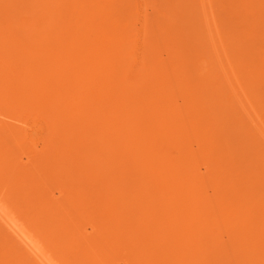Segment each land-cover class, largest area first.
Wrapping results in <instances>:
<instances>
[{"label": "bare ground", "instance_id": "obj_1", "mask_svg": "<svg viewBox=\"0 0 264 264\" xmlns=\"http://www.w3.org/2000/svg\"><path fill=\"white\" fill-rule=\"evenodd\" d=\"M0 264H264V0H0Z\"/></svg>", "mask_w": 264, "mask_h": 264}, {"label": "rangeland", "instance_id": "obj_2", "mask_svg": "<svg viewBox=\"0 0 264 264\" xmlns=\"http://www.w3.org/2000/svg\"><path fill=\"white\" fill-rule=\"evenodd\" d=\"M45 178H46V180L49 179V178H47V177H45ZM27 184H28V182H23V183H21L22 186H23V185L25 186V185H27ZM47 187H48L49 189H52L53 191L56 190V189L54 188L55 186H54L53 184H51V183H48V184H47ZM43 188H44L43 186H40V187L37 188V186L34 184V189H35V190H38L40 193H42ZM55 195H57V193H55ZM34 198H35V197H34ZM17 203H19V202H11V208H12L13 210L16 209V208L18 207V206H17ZM33 203H35V202H33ZM36 203H37V202H36ZM108 203H109V202H105V204H107V206H108ZM113 203H114V202H112L111 204H113ZM39 204H40V206H41V207H39V209H46V208H47L44 202H39ZM62 204H64V202H63ZM19 205H20V204H19ZM107 206H104V207L102 206V207H101V210L99 209L100 211H105V213H104L105 215H108V214H107V211H108V210H107ZM19 210H20V209L17 208V210H14V211H19ZM70 210L73 211V207H72V206L70 207ZM89 210H90V209L87 208V210H86L87 213H89ZM79 213H80V212H79ZM84 213H85V212H84ZM76 215H77V214H76ZM84 215H85V214L82 213V218H83ZM82 222H83V221H82ZM83 223H85V222H83Z\"/></svg>", "mask_w": 264, "mask_h": 264}]
</instances>
